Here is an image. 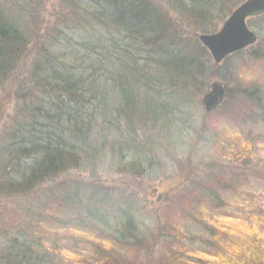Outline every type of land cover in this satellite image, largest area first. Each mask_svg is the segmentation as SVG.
Returning a JSON list of instances; mask_svg holds the SVG:
<instances>
[{
  "label": "trees",
  "instance_id": "1",
  "mask_svg": "<svg viewBox=\"0 0 264 264\" xmlns=\"http://www.w3.org/2000/svg\"><path fill=\"white\" fill-rule=\"evenodd\" d=\"M49 1L0 0V103L9 97L10 109L4 123L5 110L0 112V196L23 198L72 173L152 184L171 166L185 171L197 137L209 131L194 129V141L181 135L178 114L181 108L200 106L203 78L215 74L228 82L231 59L245 51L222 61L229 68L226 78L210 70L212 58L198 34L215 32L243 0H58L53 15ZM249 25L258 34L249 47V64L260 73L253 70L248 81L235 77V86L249 84L242 92L250 102L249 114L264 118V13ZM151 112L153 119L145 115ZM241 129L234 139L217 141V152L231 147L228 159L240 165L229 168L231 178L264 180V145H245L249 131ZM196 156L199 164L226 170L211 153ZM205 177L213 180L211 174ZM200 185L196 197L175 194L174 221L164 222L160 213L155 218L148 210L157 230L144 240L131 238L134 225L121 216L115 219L125 229L109 226V218L95 219L102 242L92 244L101 250L87 254V263L119 264L111 254L115 248L108 249L113 243L152 252L164 238L152 264H264V200L249 194V206L233 213L220 192H207L206 181ZM190 198L197 206L186 204ZM214 204L217 211L211 209ZM223 218L240 222L227 230L240 226L247 232L234 237L223 231L221 223L220 228L215 224ZM197 224L202 229H194ZM150 235L152 246L144 243ZM126 248L118 252L125 255ZM58 255L53 248L17 240L11 226L0 229V264H60Z\"/></svg>",
  "mask_w": 264,
  "mask_h": 264
},
{
  "label": "rangeland",
  "instance_id": "2",
  "mask_svg": "<svg viewBox=\"0 0 264 264\" xmlns=\"http://www.w3.org/2000/svg\"><path fill=\"white\" fill-rule=\"evenodd\" d=\"M57 1L50 0L48 2L47 10L51 12V15L55 14V11L57 12L58 10V6L56 7L55 4ZM249 47L241 50H245L243 51L244 53L235 54V57L232 56L234 57V59H231L233 62L232 67L234 66V68L230 74L228 66H225L222 62L216 64L210 54L212 58L210 70L219 72L224 77L228 73L229 79L227 82L215 74L203 78L205 80L203 86L205 84V87L202 98L210 90V86L214 81H220L226 85V95L221 105L207 112L201 98L200 106L194 107L192 105V108L191 106L190 108L187 107L188 109L181 108L176 123L181 135H188V138L194 141L197 137L194 129L209 131L207 132L208 135L207 133H203L197 137V140L200 139V141L197 142L198 146L196 151L194 150L193 152L192 159H188L187 166H184L185 171L181 173L177 165L176 167L171 166L164 173L162 180L152 184H147L146 180L135 178L117 179L110 177L109 179L108 176H101L98 179L89 176V174L72 173L56 182L42 184L34 192L23 194L26 196H21L23 198L0 196V229L11 226L17 240H25L34 246L41 245L47 249L53 248L57 250L58 257L61 258L60 264H90L87 263V254L94 256L96 250H101V248L95 246L92 242H102L97 238L101 234L98 231L95 219L106 217L109 218L107 219L109 226H116L114 229H125L115 219L116 216H121L128 223L134 225L132 235L135 234L136 236L134 235L135 237H133L129 233L130 237L132 236V239H143V237L148 235L147 233H150V230L154 234L157 230V225L153 223L146 213L148 210H152L155 213V218L156 213H160L164 222L167 219L174 221L178 207L173 206L174 202H178L175 194L187 192L196 197L195 192H201L200 184L205 181L208 184L207 192H220V198L224 199L229 204L228 206H231L227 209L229 212L232 210L233 213H239L242 207L249 206V202L245 201V198L249 194L255 195L259 200H264V180L251 175L246 178L242 176L231 178L227 174L229 168H235L240 165H235V161L228 159L230 155L227 154V150L231 147L228 146L226 150L217 152V149L221 146L215 144L217 141L221 144V140L225 138L234 139L235 135L239 134L242 131L241 128H243L245 132L249 131V137L246 142L243 139L245 145L249 143H255V145L260 146L264 145V118L260 113L250 115V102L248 99L242 98V92L248 88L249 84L242 82L241 85L235 86V77L242 81L248 78L252 80L253 76H255L252 73L253 70L260 73L258 66L249 64L251 60L249 59ZM142 95L146 96L145 94ZM6 98L9 100V97ZM6 98L3 101L1 99L2 103H0L2 108L0 112L5 110L4 117L1 120L2 123L6 121L10 111ZM225 102L226 104H224ZM155 112L159 113L158 110H155ZM145 115L150 119L154 118L153 112ZM255 133L262 135L256 136ZM209 134L216 137L212 138ZM189 145L188 148L190 147ZM198 151L200 155L205 154V156L211 153L214 158L216 157L215 160L212 159L218 162V167L224 164L226 170L209 168L206 162L199 164L197 161H193L194 157H197L196 152ZM219 171L221 175L218 173ZM210 174L213 178L212 181L207 180L205 177ZM105 179L106 181H104ZM59 184L61 189L59 187L58 189H53V186L56 187ZM171 198L173 201L170 203L169 199ZM142 202L147 203V205H144ZM185 202L189 206H197L196 202L191 198ZM239 205H241L240 208H238ZM189 206L187 207L189 208ZM210 206L213 211H217L213 207L216 206L215 204ZM39 209H41L42 214H37ZM184 210H186V206ZM20 211L24 212L20 214ZM194 211L196 212V207ZM190 212L192 211L190 210ZM46 216H49L51 219L48 220ZM218 220L215 221V224L217 222L216 226L220 228L219 223H221L222 230L230 232L234 237L242 232H247V229L240 226L235 230H227V227L238 224L240 223L239 221L233 223L231 222L232 220L229 221L225 218ZM102 227L104 228V225ZM60 228L63 229L62 232H59ZM72 228L74 229L72 230ZM129 228L131 229V226ZM114 229L112 231H115ZM194 229H199V225H195ZM200 229H202L201 226ZM21 232L31 236L34 235V237L39 239L33 241L34 238H23L20 236ZM150 236L151 239H146L145 244H150L155 239L153 235ZM183 239L185 241V237ZM164 242V238H161L156 242V245H154V242L151 243V246L154 245L152 252H146V250L140 251L134 246L126 248L119 245L117 247L115 243L111 244L110 247L106 246L111 250L113 247L115 248L117 253L111 251V254L115 256L119 264H152L151 262L161 254L160 249H162ZM124 248H126L125 255L127 256L123 255L122 252H118ZM144 260H148L149 262H145Z\"/></svg>",
  "mask_w": 264,
  "mask_h": 264
},
{
  "label": "water",
  "instance_id": "3",
  "mask_svg": "<svg viewBox=\"0 0 264 264\" xmlns=\"http://www.w3.org/2000/svg\"><path fill=\"white\" fill-rule=\"evenodd\" d=\"M264 12V0H244L213 33L200 34L199 40L210 51L216 64L226 56L256 42L257 34L248 24L251 17ZM226 94V85L214 81L202 98L207 112L218 107Z\"/></svg>",
  "mask_w": 264,
  "mask_h": 264
}]
</instances>
